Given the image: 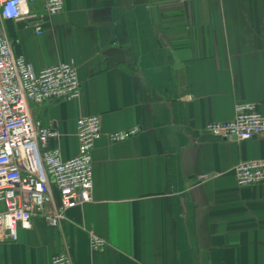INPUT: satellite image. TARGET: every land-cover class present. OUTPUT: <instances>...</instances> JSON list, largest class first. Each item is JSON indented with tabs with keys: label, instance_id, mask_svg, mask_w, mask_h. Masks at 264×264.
I'll use <instances>...</instances> for the list:
<instances>
[{
	"label": "crops",
	"instance_id": "0c3cea01",
	"mask_svg": "<svg viewBox=\"0 0 264 264\" xmlns=\"http://www.w3.org/2000/svg\"><path fill=\"white\" fill-rule=\"evenodd\" d=\"M64 1L53 16L33 4L36 17L4 29L34 71L76 65L80 99L31 113L61 131L64 159L78 154V118L101 117L93 200L59 227L38 216L16 241L0 238V264H51L65 252L75 264H264V184L235 175L264 159V135L206 130L232 120L238 103L264 110V0ZM135 127L137 136L108 139ZM92 231L104 249L91 250Z\"/></svg>",
	"mask_w": 264,
	"mask_h": 264
},
{
	"label": "built area",
	"instance_id": "2783aa9c",
	"mask_svg": "<svg viewBox=\"0 0 264 264\" xmlns=\"http://www.w3.org/2000/svg\"><path fill=\"white\" fill-rule=\"evenodd\" d=\"M41 3L48 16L61 13L64 0H0V238L16 241L19 228H32L35 217H43L59 227L68 210L93 200L94 150L102 138V119L98 115L78 118L76 136L78 154L64 159L59 146L58 129L34 118L31 105L42 106L53 100L76 101L82 93L74 62L60 63L34 71L24 55L16 54L4 29L6 21L36 17L31 6ZM43 34L41 25L36 27ZM232 120L212 122L206 130L228 140H250L264 135V110L255 103H238ZM140 129L115 132L111 143L137 136ZM52 142L56 144L51 145ZM242 186L264 184V159L248 160L235 167ZM212 176L204 174L199 181ZM92 251H100L107 241L89 233ZM51 264H75L65 252L52 258Z\"/></svg>",
	"mask_w": 264,
	"mask_h": 264
}]
</instances>
